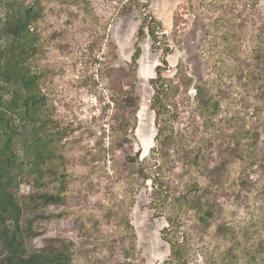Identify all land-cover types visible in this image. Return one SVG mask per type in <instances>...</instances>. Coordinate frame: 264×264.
Here are the masks:
<instances>
[{
  "label": "rangeland",
  "instance_id": "rangeland-1",
  "mask_svg": "<svg viewBox=\"0 0 264 264\" xmlns=\"http://www.w3.org/2000/svg\"><path fill=\"white\" fill-rule=\"evenodd\" d=\"M23 1L44 14L39 23L44 48L35 65L62 139L58 153L63 159L55 170L59 176L65 174L63 187L59 181L38 188L29 185L26 168L22 174L17 172L20 195L37 191L63 198L53 207L27 202L26 218L37 217L34 228L45 229L41 238L27 239L28 251L58 240L73 253L70 264H164L168 259L169 246L161 234L166 218H153L148 208L152 183L138 177L134 181L128 166L129 157L139 155L141 161L149 156L157 134L149 81L162 66V51L154 49L148 35L139 41L142 23L154 19L171 50L163 76L182 82L179 101L186 110L177 125L190 124L194 98L201 94L225 133V146L218 149L217 139L209 146L204 169L187 176L188 181L205 186L189 209L190 217L206 208L213 211L210 226L203 227L195 218L188 264H264V120L254 122L243 113L247 105V113L257 108L264 117V94L257 87L252 90L245 80L255 68L254 33L264 18V0H235L228 10L237 24L232 28L236 34L232 51L219 38L225 32L223 25L207 17L200 0H138L140 6L134 5L123 16L118 14L128 0H86L95 20L82 12L83 0ZM212 23L217 34L208 32ZM137 44L142 51L136 84L140 105L137 127L125 137L111 118V97L113 90H130L131 79L123 77L121 70L128 69ZM178 68L182 79L175 77ZM144 104L146 120L152 119V138L147 126L137 132ZM244 120L246 129L241 125ZM237 128L244 135L251 129L244 136L249 143L232 144L238 140ZM208 134L213 136L212 131ZM15 151L21 161L27 160L21 142ZM184 187L183 182L172 185L176 191ZM58 214L60 219H48Z\"/></svg>",
  "mask_w": 264,
  "mask_h": 264
},
{
  "label": "trees",
  "instance_id": "trees-1",
  "mask_svg": "<svg viewBox=\"0 0 264 264\" xmlns=\"http://www.w3.org/2000/svg\"><path fill=\"white\" fill-rule=\"evenodd\" d=\"M200 1L207 17H212L214 24L218 22L223 25L224 35L218 37L230 47L227 50L235 49L236 44L231 40L236 38L232 28L237 24L235 16L228 11L235 4V0ZM206 1H210L209 6L213 9L219 10L213 12ZM83 2L85 6L82 12L86 17L95 20L86 0ZM136 2L138 0H128L118 15L127 14L134 5L139 7L140 4ZM246 5L247 3L243 4V7ZM142 7H146V4ZM43 19L42 10L35 4H26L23 0H0V264H70L73 256L72 252L58 244V240H50L43 247L32 251H28L26 247L27 239L41 238L45 234L44 228H34L37 217L26 218L27 202L53 207L63 202L62 196L37 191L19 194L20 179L17 172L22 174L23 168L27 169L26 175L31 181L29 185L33 187L40 188L50 182L59 181L63 187L62 184L65 183V174L59 176L60 172L55 170L57 162L63 159L58 153L62 139L52 117L48 97L41 85L42 75L35 65L44 48V41L39 33V23ZM213 23L212 30L209 29L208 32L217 34ZM159 30L160 27L154 19L149 24L144 21L139 28V41L148 35L153 40L154 49L162 51V66L156 68V78L149 81L154 91L150 108L155 113L157 134L149 156L141 161L139 155L129 157L128 166L134 181L140 178L144 182L152 183L153 198L148 208L153 211V218H166L167 227L161 234L169 246L170 255L164 264H188L190 248L194 247L191 237L195 232V218H199L203 227L210 226L213 211L206 208L201 214L190 217L189 209L196 195L204 194L205 186L199 185L196 180L188 181L187 176L197 169H204L209 146L215 145L217 139H220L218 149L225 146V133L221 122H216L214 115L210 113L211 108H208L201 94L194 98L191 112L193 116L188 118L190 124L182 128L177 125L180 115L186 110L182 106L183 102L179 101L183 95L182 82L176 83L163 76L168 70L167 57L171 50L164 41L165 35H161ZM255 31L257 48L251 58L255 68L247 72L245 80L246 85L252 90L257 87L262 95L264 18H260ZM141 53L137 44L132 62L127 64L128 69L121 70L123 77L131 79L130 90H113L111 97L114 105L111 118L125 137L137 127L140 105L136 93L137 60ZM181 76V68H178L175 77L182 79ZM246 107L243 113L247 118H253L254 122L264 120L257 108L247 113ZM245 120L241 125L246 129ZM250 130L249 128L244 135L241 132L243 130L237 128L238 140L232 144L243 146L244 143H249L250 139H245L244 136H248ZM211 131L213 136L208 134ZM190 133L197 134L190 138ZM18 142L23 144L27 157L25 162L20 160L15 151ZM178 170L182 173L178 174ZM182 182L186 184L182 191L172 188L174 183L181 185ZM61 217L62 214H58L48 219Z\"/></svg>",
  "mask_w": 264,
  "mask_h": 264
},
{
  "label": "bare ground",
  "instance_id": "bare-ground-1",
  "mask_svg": "<svg viewBox=\"0 0 264 264\" xmlns=\"http://www.w3.org/2000/svg\"><path fill=\"white\" fill-rule=\"evenodd\" d=\"M142 80V78H141ZM146 111H147V105H143L142 108H141V111L139 113V127H138V130L137 132H142V130L145 129V127H149L150 131L148 133V135L150 134V138H152L153 134H154V129L152 127V119H148L146 120ZM151 111V110H150ZM152 112V111H151ZM149 148L148 144L145 145V151H147Z\"/></svg>",
  "mask_w": 264,
  "mask_h": 264
}]
</instances>
